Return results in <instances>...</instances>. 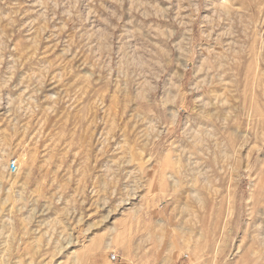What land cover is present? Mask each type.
<instances>
[{"label": "rangeland", "instance_id": "1", "mask_svg": "<svg viewBox=\"0 0 264 264\" xmlns=\"http://www.w3.org/2000/svg\"><path fill=\"white\" fill-rule=\"evenodd\" d=\"M0 264H264V0H0Z\"/></svg>", "mask_w": 264, "mask_h": 264}, {"label": "built area", "instance_id": "2", "mask_svg": "<svg viewBox=\"0 0 264 264\" xmlns=\"http://www.w3.org/2000/svg\"><path fill=\"white\" fill-rule=\"evenodd\" d=\"M8 169H9L10 173L16 172V170H17V162L16 161H12V163L10 164ZM111 260L112 261H117V256L116 255H112Z\"/></svg>", "mask_w": 264, "mask_h": 264}, {"label": "bare ground", "instance_id": "3", "mask_svg": "<svg viewBox=\"0 0 264 264\" xmlns=\"http://www.w3.org/2000/svg\"><path fill=\"white\" fill-rule=\"evenodd\" d=\"M230 2V0H226V3H228V2ZM226 5V4H225ZM229 5V4H228ZM231 6V5H230ZM232 7V6H231ZM226 8V7H225ZM229 11V10H228ZM226 15V14H225ZM229 15V14H228ZM224 16V15H223ZM228 16L226 15V18H227ZM220 65H223V61L221 60L220 61V63L218 64V66H220ZM214 67V66H213Z\"/></svg>", "mask_w": 264, "mask_h": 264}]
</instances>
